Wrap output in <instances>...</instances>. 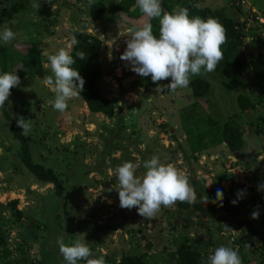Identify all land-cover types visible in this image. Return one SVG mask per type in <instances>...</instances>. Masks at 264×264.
I'll list each match as a JSON object with an SVG mask.
<instances>
[{
    "label": "rangeland",
    "instance_id": "obj_1",
    "mask_svg": "<svg viewBox=\"0 0 264 264\" xmlns=\"http://www.w3.org/2000/svg\"><path fill=\"white\" fill-rule=\"evenodd\" d=\"M11 1L23 9L1 11L7 1L0 0V31L8 28L15 33L11 42H0V46L25 49L37 42L43 73L20 79V86L11 89L0 108V264H66L58 238L66 245L82 240L93 257L104 256L106 264H120L126 256H138L140 264H178L179 247L196 249L202 264H207L219 246L237 250L242 264H264V98L258 96L256 87L227 91L219 82L244 83L251 77V69L243 66L216 77L213 72L201 74L211 82L210 99L193 104L189 86L158 91L150 78L143 87V77L121 60L129 26L108 19L120 0H102L108 9L99 20L88 15L90 0H39L37 10L31 7L33 0ZM245 1L242 6L236 0H194L188 5L222 8L227 17L236 20L243 33L241 51L246 62L249 53L264 51V25L257 23L253 12L264 17V0ZM70 28L102 42V76L96 87L112 101L111 117L91 113L81 97L69 100L63 113L49 103L55 94L47 83L53 75L48 56L67 47ZM159 83L167 85L170 78ZM237 94L249 97L257 111L240 113ZM3 109L16 124L20 116L30 122L32 130L26 137L32 158L53 167L63 186L62 195L54 192L51 183H39L21 164L19 143ZM193 110L211 118L216 126L228 120L237 124L244 140L240 155L231 154L224 143L192 153L182 121ZM256 115L255 122L250 120ZM209 128L205 121L195 125L196 132ZM153 155L186 173L197 194L194 204L207 196L215 201V214L209 217L206 205L200 211L175 204L146 219L135 207L121 208L116 168L132 162L139 165L136 174L142 176L146 171L143 162ZM217 189L227 198L228 211L221 210ZM13 200H17L16 206L11 204ZM254 211L259 213L256 219L251 216Z\"/></svg>",
    "mask_w": 264,
    "mask_h": 264
},
{
    "label": "clouds",
    "instance_id": "obj_2",
    "mask_svg": "<svg viewBox=\"0 0 264 264\" xmlns=\"http://www.w3.org/2000/svg\"><path fill=\"white\" fill-rule=\"evenodd\" d=\"M136 4L147 19L142 26L129 29L126 48L120 57L130 64L133 72L141 77L150 76L152 82L157 84L158 91L165 88L175 91L187 88L192 76L216 70L223 59L222 46L227 42L226 30L216 19L190 17L188 9L179 6L167 12L161 0H136ZM31 7L39 9V0H33ZM152 19L159 20L158 37L153 34ZM14 38L15 33L11 29L0 31V42L9 43ZM77 44L79 40L73 35L66 48L48 56V66L53 75L47 83L55 94L54 100L49 103L61 113L67 110L69 100L81 97L84 89V78L73 67L75 59L70 52ZM75 57L83 60L86 54L77 52ZM169 78L167 85L159 83ZM19 86L20 78L16 72L0 74V108L5 106L11 89ZM17 125L24 136L32 130L30 122L22 116L17 118ZM138 167L135 163L124 162L115 170L121 208L135 207L140 216L152 219L162 207H172L177 202H196L197 194L187 174L174 165L163 164L159 157L153 155L143 162L146 171L142 176L136 174ZM201 199L209 201L207 196H201ZM216 199L222 201V190L217 189ZM232 203L237 201L233 200ZM251 216L256 219L259 213L254 211ZM57 244L66 264H78L81 260L86 264H106L104 256L93 257L92 250L82 240L66 245L63 238H58ZM207 264H242V260L237 250L219 246L208 258Z\"/></svg>",
    "mask_w": 264,
    "mask_h": 264
},
{
    "label": "trees",
    "instance_id": "obj_3",
    "mask_svg": "<svg viewBox=\"0 0 264 264\" xmlns=\"http://www.w3.org/2000/svg\"><path fill=\"white\" fill-rule=\"evenodd\" d=\"M6 6L1 8L3 10H10L13 13L19 12L22 5H16L11 0H6ZM194 0H161L162 7L167 12H172L175 7H185L188 9L190 17L199 16L202 19L209 17L216 19L226 30L227 42L222 46L223 59L218 64L216 70L213 72L215 77L222 76L223 74L230 73L233 70H239L243 66H248L251 69V77L246 82L239 80H232L225 82L220 80V85L224 90L232 91L240 89L243 86L256 87L258 96L264 98V51L258 52L256 55L248 54L247 61H243V33L240 30V24L225 15L222 8L210 9L207 7L198 8L194 5H188L189 2ZM23 9V8H22ZM107 7L102 0H91L88 8V15L93 20H99L107 15ZM130 21L126 22L127 20ZM108 19L110 21L120 20L127 23L128 29L137 27L136 23H144L146 17L139 11L136 4V0H120L109 12ZM153 25V34L159 36V20L152 19L150 21ZM70 32L76 36L79 40V44L75 45L71 49V54L74 56L75 64L73 67L78 70L80 75L84 78V89L80 93L81 99L85 102L88 110L91 113H101L107 117L113 115V103L111 100L104 98L96 87V80L102 76L101 63L99 61V53L101 50L102 42L100 38L82 32L77 29L70 28ZM25 49L17 46H0V74L4 72H16V75L20 79L26 77H34L43 73V66L41 62V50L37 42H31L27 44ZM77 52H84L86 58L81 60L75 57ZM209 77H213L209 74ZM150 76L143 77L142 86L147 87L149 85ZM189 87L191 89L190 98L193 100V104L200 102L201 100L210 99L212 87L210 80L203 76H192ZM237 105L240 108V113H246L249 110L255 112L256 105L249 97L244 94H237ZM203 105L204 103L201 102ZM5 112L6 110L3 109ZM6 120L9 121L10 129L13 137L19 143V159L21 164L29 171L39 183L46 184L51 183L54 187V192L60 196L63 193V186L59 177L53 167L46 166L42 162H35L32 158L31 146L29 139L21 134L18 126L14 120L10 118L9 113H4ZM253 117V118H252ZM250 120H257L258 116H252ZM206 122L210 128L202 132H196L195 125L202 122ZM183 131L186 142L188 143L192 153H199L205 151L211 145H217L224 143L231 154L235 156L240 155V151L244 148V140L242 133L238 128V125L233 121H225L221 126H216L215 122L211 118H204L195 114V110L192 111L191 116L185 117L182 121ZM253 129V132H257ZM227 198H222L220 201V208L223 211H228ZM215 201H203L197 204H188L177 202V206L181 208H188L191 206L195 210H202L204 205L211 212L207 215L209 217L215 214L214 207ZM13 206H16L17 200L11 201ZM19 213V212H18ZM43 222V221H42ZM46 223L45 221L43 222ZM178 264H202L201 256L196 249L190 247H179L176 251ZM120 264H140L138 256H126L121 259ZM250 264V263H249Z\"/></svg>",
    "mask_w": 264,
    "mask_h": 264
},
{
    "label": "built area",
    "instance_id": "obj_4",
    "mask_svg": "<svg viewBox=\"0 0 264 264\" xmlns=\"http://www.w3.org/2000/svg\"><path fill=\"white\" fill-rule=\"evenodd\" d=\"M245 2H246L245 0H236V4L239 6L244 5ZM253 12L256 14L255 19H256L257 23L260 25H264V17L260 16L259 13L255 10H253Z\"/></svg>",
    "mask_w": 264,
    "mask_h": 264
}]
</instances>
